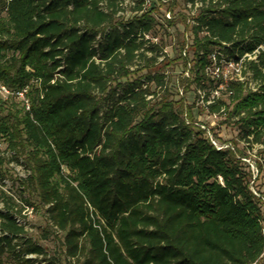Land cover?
<instances>
[{
    "label": "trees",
    "instance_id": "trees-1",
    "mask_svg": "<svg viewBox=\"0 0 264 264\" xmlns=\"http://www.w3.org/2000/svg\"><path fill=\"white\" fill-rule=\"evenodd\" d=\"M182 1L195 10L193 60H182L185 70L194 65L184 81L205 103L221 91L226 100L214 98L208 112L236 119L240 140L264 153V0ZM154 5L0 0V83L28 87L30 101L28 111L0 97V144L11 155L0 149V185L9 162L29 172L16 180L21 204L0 192V264L264 258V201L244 155L218 150L184 118L193 115L164 97L174 84L161 73L164 44L152 42L164 30ZM225 62L241 76L208 75ZM39 207L63 239V261L48 258L19 223L26 208Z\"/></svg>",
    "mask_w": 264,
    "mask_h": 264
},
{
    "label": "rangeland",
    "instance_id": "rangeland-1",
    "mask_svg": "<svg viewBox=\"0 0 264 264\" xmlns=\"http://www.w3.org/2000/svg\"><path fill=\"white\" fill-rule=\"evenodd\" d=\"M153 14L157 16L159 23L162 24L164 30L160 31L158 41L164 44V50L167 57L161 59L160 66L161 73L165 74L173 82V87L170 93L165 94V98L168 102H179L184 110V113H190L193 115L192 119L185 114L184 118L187 121H191L193 124L200 127L206 132L207 137L211 143L218 149L235 148V150L242 153L244 156L243 161L247 163L249 169L253 175L251 181V189L257 196H262L264 201V172L259 173L257 169V163L260 161L264 165V153L261 148L254 147L250 149L247 144L242 142L239 138V130L236 125V119L227 118L225 115H214L208 112L204 102V96L202 93L197 92L196 84L190 80L185 82L184 79L190 76L188 69L194 65V63L188 64L187 69H184L183 59L188 58L189 62L193 60V53L191 52V40L188 36L187 28H190L193 18L194 10L186 8L182 0H167L166 3H160L157 8L154 9ZM177 25V27H171ZM166 30V32H165ZM219 74L222 73L229 79L230 77H240L241 68L230 62H225L220 65ZM217 74L216 68L210 69L209 76L214 77ZM145 75V73L138 74L137 77ZM191 77V76H190ZM182 80L184 82H182ZM251 87H254L252 83H249ZM221 90L223 87L220 88ZM216 99L226 100L223 97L221 91L212 93V97ZM212 97L210 100H212ZM203 127V128H202ZM6 146L0 144L1 152L7 160L11 159V155L5 151ZM3 173L6 178L4 184L0 185V192L12 196L16 199L17 204H21L18 195L20 194V188L16 180L18 178L25 179L29 175L24 166L9 162L3 168ZM29 196V193L25 194ZM34 201L37 202L36 197ZM0 212H5V206L0 201ZM23 219H20L19 223L26 227L28 237L32 238L35 242L41 245L48 258H60L64 260V247L63 239L58 234H52L46 222L45 209L41 207L36 209L26 208L23 212ZM260 264H264V258Z\"/></svg>",
    "mask_w": 264,
    "mask_h": 264
},
{
    "label": "built area",
    "instance_id": "built-area-1",
    "mask_svg": "<svg viewBox=\"0 0 264 264\" xmlns=\"http://www.w3.org/2000/svg\"><path fill=\"white\" fill-rule=\"evenodd\" d=\"M136 1L142 2L145 10L146 9L150 10L151 8H153L155 6L154 4L159 5L160 3H166L167 2V0H124V4H125V6H128V5L134 6ZM187 8L191 9V6L189 5ZM194 13H195V10H194ZM193 16H194V14H193ZM191 24H194V21ZM152 42L157 43L158 40L153 39ZM216 71H217L216 75H219V69H216ZM222 75L224 76V81L227 82V80H228L227 76H225L224 74H222ZM28 93H29L28 87H25L22 90L13 91V90L8 89L6 86H4L0 83V97L3 98L4 101H9L11 98L17 99L18 101L22 102V104L26 107V110L29 111L30 110V101L28 98ZM217 93L218 92H216V95H217ZM214 98L215 97L213 96L212 100H210V102H208L207 104L212 103Z\"/></svg>",
    "mask_w": 264,
    "mask_h": 264
}]
</instances>
